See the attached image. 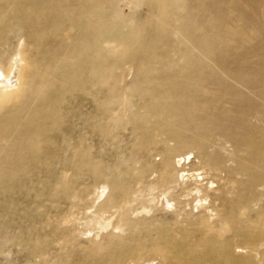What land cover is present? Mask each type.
Segmentation results:
<instances>
[{"label": "bare ground", "instance_id": "bare-ground-1", "mask_svg": "<svg viewBox=\"0 0 264 264\" xmlns=\"http://www.w3.org/2000/svg\"><path fill=\"white\" fill-rule=\"evenodd\" d=\"M242 2L250 7L249 12L243 10ZM121 3L128 7V12L122 11ZM142 3L147 5V11L140 19L137 12ZM0 8L8 19L10 16L28 25L76 27L75 32L67 35L73 42L74 59L68 64H59L54 69L56 76L44 88L43 72L29 74V81L24 80L22 59L17 51L10 56L6 70L0 63V184L15 178L14 169L32 164V152L42 151L43 119L59 121L57 109L47 103L59 95L58 90L60 93L95 88L98 93L101 86L107 85L111 98L95 101L96 107L117 115L118 125H130L138 135V142L147 145L148 153L161 145L162 151L173 155L180 165L189 159L187 155L204 156L210 148H224L222 144L229 142L227 138L237 144L238 151L242 150L239 144L244 146L248 157L240 158L237 163L233 157L226 159L234 163L230 168V189L239 188L253 199L241 198L235 204H238L235 211L239 214L253 211L257 202L264 200V138L234 131L237 124L245 123L235 115L242 108L237 100L242 95L236 90H227L232 86L215 70L229 71L228 77L246 87L252 84L246 75L261 68L260 65L257 64V69L248 67L249 61L240 57L238 67L231 72L223 55L230 47L225 43L241 37L233 27L236 23L251 25L264 37V0H0ZM188 8L193 13L185 15ZM111 49H117L119 55L107 54ZM263 50L264 44H261L246 54L260 57ZM170 55L177 59L165 61ZM211 55L215 57L212 59ZM126 67L132 69L128 90L142 101L141 111L115 108L123 92L110 83ZM73 158L74 166L85 167L101 183L93 205L95 210L86 212L100 211L98 201L107 191L110 194L105 198L106 204L127 195V183L100 172L89 155ZM42 163H51L48 154L43 155V161L39 159L33 164ZM240 177L244 180L237 181ZM184 178V173H176L171 180H160L159 185L167 194L176 184L184 183ZM155 187L156 184L148 186L149 190ZM54 188L53 193L74 198L59 185ZM191 190L194 208L208 218V229L214 237L211 242L226 235L230 237L227 246L238 255L234 259L217 252L218 264H233L236 260L241 264H264V229L249 234L241 226L231 227L216 210V200L210 199L208 191L203 192L197 186ZM133 197L130 195L127 201H133ZM171 204L166 198V206ZM141 211L149 212L150 208L143 207ZM122 230L121 225L113 224L111 216H107L81 219L76 232L97 238L103 231L116 235ZM134 251L133 247H123L120 252L109 254L101 264L152 263L140 262L137 255L132 256Z\"/></svg>", "mask_w": 264, "mask_h": 264}, {"label": "rangeland", "instance_id": "rangeland-1", "mask_svg": "<svg viewBox=\"0 0 264 264\" xmlns=\"http://www.w3.org/2000/svg\"><path fill=\"white\" fill-rule=\"evenodd\" d=\"M242 3L243 10L249 12L250 7ZM119 7L128 12L123 3ZM146 11L147 5L142 3L138 18H143ZM189 13L193 10L188 8L184 14ZM9 18L0 8V63L6 70L10 56L17 51L22 59L24 80L29 81V74L43 72L44 88L56 76L54 69L59 64L65 65L74 59L73 42L67 35L75 32L76 27L28 25ZM233 27L241 37H233L234 41L225 43L230 45L223 55L230 71L238 67L240 57L249 61L248 67L257 69L259 64L261 68L246 75L252 83H248L249 87L228 77L229 71L215 70L232 86L227 90H236L242 95L237 98L242 108L235 115L245 123L243 127L237 124L234 131L264 138V50L260 51V57L246 54L254 46L264 44V37L259 29L246 23H236ZM107 54L116 56L119 51L111 49ZM175 59L176 56L170 55L165 61ZM131 70L126 67L110 83L123 92L115 104L118 111H141L142 101L128 90ZM25 86L24 82L22 88ZM56 94L59 95L47 103L57 109L59 121L43 119V138H40L43 149L31 153L33 163L43 161L44 154H48L51 163H32L23 169H14L15 178L0 184V264H101L112 252L118 253L129 246L135 249L132 256L137 255L140 262L151 264H218L217 252L238 258L227 246L230 237L225 235L215 239L216 244L211 242L214 237L213 231L208 229V218L193 205L191 189L196 186L203 192L208 191L212 201L216 200V210L231 227L241 226L242 231L249 234L264 229V200L257 202L253 211L243 214L235 211L238 200L253 199L239 188L230 189V168L234 163L226 159L233 157L237 163L240 158L248 157L241 144L242 150L238 151L237 144L227 138L229 142H223L224 148H210L204 156L187 155L189 159L178 165L173 155L162 151L161 145L148 153L147 145L138 142V135L132 132L130 125H118L117 115L96 107L95 101L111 98L107 85L101 86L98 93L94 88L93 91L71 89L60 93L58 90ZM82 154L89 155L100 172L122 179L128 185L127 195L111 204L105 201L110 194L107 191L98 201L102 209L96 214L86 210H95L93 205L101 183L85 167L74 166L73 157ZM176 173L185 174L184 183L176 184L165 194L160 180H171ZM236 180H244V177ZM152 184L156 187L149 190ZM56 185L74 198L53 193ZM130 195H134L133 201H127ZM166 198L172 202L170 207L166 206ZM143 207L150 211H141ZM107 216H111L113 224L122 226L120 233L103 231L97 238L77 234L81 219ZM236 261L233 264H241L240 260Z\"/></svg>", "mask_w": 264, "mask_h": 264}]
</instances>
